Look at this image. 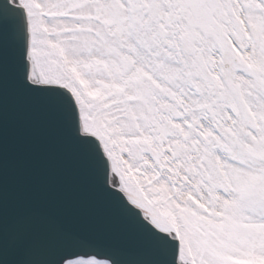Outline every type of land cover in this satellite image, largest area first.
<instances>
[{
    "label": "snow or ice",
    "instance_id": "obj_1",
    "mask_svg": "<svg viewBox=\"0 0 264 264\" xmlns=\"http://www.w3.org/2000/svg\"><path fill=\"white\" fill-rule=\"evenodd\" d=\"M21 114L103 227L16 217ZM0 264H264V0H0Z\"/></svg>",
    "mask_w": 264,
    "mask_h": 264
},
{
    "label": "water",
    "instance_id": "obj_2",
    "mask_svg": "<svg viewBox=\"0 0 264 264\" xmlns=\"http://www.w3.org/2000/svg\"><path fill=\"white\" fill-rule=\"evenodd\" d=\"M31 120V126L26 125ZM12 127L17 131L18 164L25 159L22 142L29 138L39 159L28 167H18L13 189L12 206L16 217L34 227L48 226L47 221L72 219L81 226L103 227L105 218L96 208L75 173L70 158L60 154L54 141L45 133L38 116L15 117Z\"/></svg>",
    "mask_w": 264,
    "mask_h": 264
}]
</instances>
